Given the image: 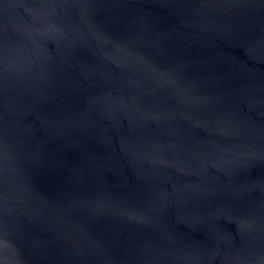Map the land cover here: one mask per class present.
Segmentation results:
<instances>
[{
	"label": "water",
	"instance_id": "obj_1",
	"mask_svg": "<svg viewBox=\"0 0 264 264\" xmlns=\"http://www.w3.org/2000/svg\"><path fill=\"white\" fill-rule=\"evenodd\" d=\"M0 264H264V0H0Z\"/></svg>",
	"mask_w": 264,
	"mask_h": 264
}]
</instances>
